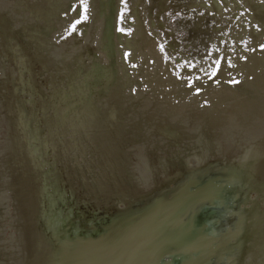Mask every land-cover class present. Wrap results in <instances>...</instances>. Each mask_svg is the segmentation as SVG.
<instances>
[{
    "label": "water",
    "instance_id": "95a60500",
    "mask_svg": "<svg viewBox=\"0 0 264 264\" xmlns=\"http://www.w3.org/2000/svg\"><path fill=\"white\" fill-rule=\"evenodd\" d=\"M118 16L119 0H0V264L222 261L229 180L138 113Z\"/></svg>",
    "mask_w": 264,
    "mask_h": 264
},
{
    "label": "bare ground",
    "instance_id": "6f19581e",
    "mask_svg": "<svg viewBox=\"0 0 264 264\" xmlns=\"http://www.w3.org/2000/svg\"><path fill=\"white\" fill-rule=\"evenodd\" d=\"M217 1L216 11L225 7ZM222 1L226 6L230 3L232 9L248 10L250 25L258 29L246 31L253 44L246 51L238 50L236 57L231 54L232 66L223 61L215 81L212 78L218 83L207 86L205 82V88L196 83L201 84L199 93L193 90L196 86L184 83L183 77L192 73L182 71L177 74L180 79L170 72L173 66L158 51L155 33H149L140 8L142 0H136L133 10V33L125 36L118 32L117 37L141 117L158 136L182 146L183 151L206 165L218 167L228 178L237 202L244 203L231 238L236 242L220 264H264V50H253L264 37V0H247V4ZM231 75L238 78L237 86L227 85ZM251 191L256 197L250 195Z\"/></svg>",
    "mask_w": 264,
    "mask_h": 264
},
{
    "label": "rangeland",
    "instance_id": "374dc122",
    "mask_svg": "<svg viewBox=\"0 0 264 264\" xmlns=\"http://www.w3.org/2000/svg\"><path fill=\"white\" fill-rule=\"evenodd\" d=\"M142 1L140 8H143L142 10L146 16V24L150 28L149 33L151 35L155 33L154 38L157 40L158 51L164 61H170L169 64L173 66L170 72L176 75H181L182 71L192 73L186 77L184 76L183 79L184 83L187 81L188 86H196V90L193 88L195 93L200 92L198 85L201 86L202 84L201 87L205 88V82L208 83L207 86L218 83H214V78L218 75L217 72L221 69L222 64H224L223 61L226 60L225 62L232 66V55L236 57L238 50L245 49L244 51H246L253 44L252 38L247 35L246 31L253 29V27L258 29L257 25H250L248 10H242L243 8L232 9L230 3L226 6L222 0L217 2L225 7L217 11L214 4L215 0ZM241 1L247 4V0ZM256 1L262 2L263 0ZM135 8L136 0H119L118 32L125 36H130L134 31L133 10ZM262 39L259 46L257 45L255 49L251 47L250 50L262 52L264 50V37ZM128 55L129 53L126 51L125 56L127 58ZM151 63L153 62L151 61ZM131 67H136V65H131ZM179 75L177 76L182 79V76ZM212 78L214 81H212ZM198 82L201 84L196 85ZM236 83L239 84L238 78L231 75L227 85L237 86ZM177 147L182 149V146ZM211 168L220 172L218 167ZM238 204L240 209L243 210L244 203L239 202ZM235 242L236 239H231L226 251Z\"/></svg>",
    "mask_w": 264,
    "mask_h": 264
},
{
    "label": "snow or ice",
    "instance_id": "6c2138e0",
    "mask_svg": "<svg viewBox=\"0 0 264 264\" xmlns=\"http://www.w3.org/2000/svg\"><path fill=\"white\" fill-rule=\"evenodd\" d=\"M86 7V6H85ZM75 26L73 25V28H74Z\"/></svg>",
    "mask_w": 264,
    "mask_h": 264
}]
</instances>
